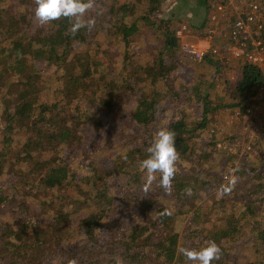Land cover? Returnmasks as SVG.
Here are the masks:
<instances>
[{
    "label": "trees",
    "instance_id": "obj_1",
    "mask_svg": "<svg viewBox=\"0 0 264 264\" xmlns=\"http://www.w3.org/2000/svg\"><path fill=\"white\" fill-rule=\"evenodd\" d=\"M164 1L93 0L73 33L70 17L40 23L36 0H0V264H197L182 249L209 242L220 249L212 264H264V152L257 164L247 150L238 153L223 183L217 175L229 171L193 145L209 112L250 107L264 70L242 61L231 83L229 62L207 56L191 84L175 86L180 80L170 74L186 58L173 16L153 15ZM211 1L173 0L168 11L194 15L192 7L208 9ZM139 20L153 33L146 61L130 50ZM98 34L121 37L112 68L103 69L99 56L116 54L91 46ZM166 86L174 115L163 125L174 131L178 153L167 190L159 173L149 183L141 164L157 133L152 123L165 112L155 91ZM217 140V132L207 134L203 147L217 148ZM245 237L253 260L231 252Z\"/></svg>",
    "mask_w": 264,
    "mask_h": 264
},
{
    "label": "rangeland",
    "instance_id": "obj_2",
    "mask_svg": "<svg viewBox=\"0 0 264 264\" xmlns=\"http://www.w3.org/2000/svg\"><path fill=\"white\" fill-rule=\"evenodd\" d=\"M219 1V0H218ZM221 3L224 4L225 8L226 7H231L235 5L239 0H220ZM241 2L247 1V0H240ZM171 2L173 0H165L161 4V8L157 10L155 14H153L156 19L158 20L160 17L161 18H169L173 16L172 20L173 22L170 23V27H174V36H175V29L179 27L180 24L185 23L188 26L186 28L188 31L183 36V39L188 40L187 42L190 43H195L200 46H210L209 44H206L205 41L208 38V29L210 26H212L208 20V16H206L207 19V24L205 26H196L197 21H199L200 17L202 18L205 17L204 11H207L205 8L200 7H192L194 10H197L198 12L195 14L194 11L188 10L194 13L191 15H187L186 9H179V12L182 14L181 17L178 16L179 14H176L175 12H169L171 8L169 7L171 5ZM215 3L217 1H211V3ZM193 6H196L193 4ZM137 12L140 14H145L146 11L145 9L136 8ZM147 10V9H146ZM211 10V9H210ZM210 10H208L210 12ZM134 17H131L129 19V22L134 20L136 17L135 15H132ZM174 17H177L178 19H175ZM180 17V18H179ZM190 19V20H189ZM155 20V19H154ZM153 21V20H152ZM154 22V21H153ZM156 22V20H155ZM223 22V21H222ZM225 23V22H224ZM138 26V31L136 32L135 35L129 36V42H130V50L132 48L134 49H139V52L143 55L142 60L146 61V58L151 56V49L154 45L153 41V33H151L149 30L146 28H139L142 26V20H139L137 23ZM220 24V23H219ZM218 24V25H219ZM156 25H161L160 22L157 23ZM215 26V31L214 34L211 35V38H214L215 40L218 39L216 33L219 35V38L221 39V43L219 44H224V38L225 37V32L228 28V23H226L224 26ZM162 27V26H161ZM206 34V36H205ZM99 36L93 40L91 43V46H95L98 49H109L111 52H114L116 54V58L112 57V55L108 52L107 54H101L99 58H101L102 61V68L107 69V68H112L116 66L117 64V56L119 53V50L121 49V41L120 38H114V37H109L105 36L104 34H98ZM176 37V36H175ZM177 38V37H176ZM152 39V40H151ZM178 40V47L179 51H181V47L179 46V39ZM217 41H214V46H218L216 44ZM226 42V39H225ZM224 46V45H223ZM223 48V47H220ZM97 50V49H96ZM224 50V49H222ZM79 52V50H77ZM182 52V51H181ZM183 55H185L182 52ZM227 55V54H226ZM213 56V55H211ZM186 61L184 62H178L179 66L177 67V70L175 72H172L170 75H172L174 78H178L180 82H174L175 86L180 85L182 82H184L187 86L190 83L191 80L195 79L198 71V67L196 66V61L189 60V58L185 55ZM225 61L229 62V65L231 67H227L225 70V74L230 80L231 83H233L239 76H238V70L235 69L237 63L239 64L242 62L240 59H235L232 57H224ZM193 68H196L193 69ZM54 71H60V68L55 66ZM191 69V70H190ZM211 71L214 70L213 68H210ZM55 75V74H54ZM189 82V84H188ZM190 89L192 87H189ZM153 89V86H147L146 87V92L149 93ZM169 90V87L166 86L165 88L160 89L159 91H155L158 93V96L156 99L160 98V104H162V107L164 108V116H162L160 119L156 120L155 122L152 123V128L155 131H158L161 128L164 127V122L167 121L169 116L174 115L173 112V104L171 103V100L166 99L163 93L167 92ZM217 96V94H214ZM257 95V94H256ZM255 97V96H254ZM85 102V100L83 101ZM228 102V98H227ZM187 105H189L190 102H186ZM88 106L87 104H85ZM185 112H188L193 114L195 112V106H190V108H187ZM264 113V110L259 106H251L250 109H246L244 111L236 110L234 108L230 107H225L223 110H216L213 112H209L206 115V119L208 122L206 123V126L202 129H197L196 133L197 135L195 138H193V145L195 148V151L198 152L202 148H206L205 151L209 153L208 161L209 160H218V165L216 166V169H219L220 167L223 169L228 170L229 172L227 173H222L218 174L217 177L218 179L221 177L223 178V183H226L229 181L230 174H233L235 171V166L238 165V158L239 155H241L245 150H247V155L246 159L247 160H252L254 164H257V157L264 152V146L261 145V141L263 140L264 137V118L262 115ZM179 116V115H178ZM200 132V133H199ZM217 132L220 135L221 140H217L215 145L217 148H212L210 144L207 147H203L205 144V140L207 138V134H213ZM106 137V133H105ZM232 138V140H230ZM260 141V143H259ZM68 146L70 148H73L74 146L70 144V141L68 143ZM67 152V151H66ZM229 153H231V157L226 160L227 157H229ZM239 153V155H238ZM39 153H37L36 156H38ZM108 160V157H105V161ZM216 197L219 196L220 190H216ZM6 213V211H5ZM5 213L3 216L0 218H3L5 216ZM38 218H41V220L45 219L44 215H40ZM105 233V230L103 227H101V235ZM248 237V236H247ZM247 237L245 238H237L235 240V245L237 246L236 250L234 251L231 249L232 253H237V256L241 260H253V248L249 246L250 239ZM243 262V261H242Z\"/></svg>",
    "mask_w": 264,
    "mask_h": 264
},
{
    "label": "built area",
    "instance_id": "obj_3",
    "mask_svg": "<svg viewBox=\"0 0 264 264\" xmlns=\"http://www.w3.org/2000/svg\"><path fill=\"white\" fill-rule=\"evenodd\" d=\"M229 7L234 16L225 32L226 42L223 48L218 46H200L183 39L188 29L182 23L175 29V36L180 40L181 51L192 61H203L207 56L232 57L247 61L260 70H264V0H247L245 4ZM227 8V7H226ZM225 6L221 1L211 3L209 7V37L213 29L224 20ZM224 49V50H222ZM227 54V55H226ZM251 106L259 105L264 110V83L259 86ZM250 107L248 109H250ZM264 114V113H263ZM264 118V115H262Z\"/></svg>",
    "mask_w": 264,
    "mask_h": 264
},
{
    "label": "clouds",
    "instance_id": "obj_4",
    "mask_svg": "<svg viewBox=\"0 0 264 264\" xmlns=\"http://www.w3.org/2000/svg\"><path fill=\"white\" fill-rule=\"evenodd\" d=\"M92 6L93 0H36L34 16L40 23H49L60 17L73 18L71 31L75 33L85 26L83 17ZM92 23L91 19L87 21L89 27ZM147 151L149 155L141 161L147 173V181L150 183L153 174L159 173L161 187L166 190L170 189L171 178L175 172V162L178 159L174 131L167 128L159 129ZM81 174L87 173L82 172ZM232 182L234 183V180ZM227 191L228 188L223 189L220 195ZM182 252L189 261H195L197 264H212L213 260L219 258L220 249L214 242H209L197 250L184 251L182 249Z\"/></svg>",
    "mask_w": 264,
    "mask_h": 264
},
{
    "label": "crops",
    "instance_id": "obj_5",
    "mask_svg": "<svg viewBox=\"0 0 264 264\" xmlns=\"http://www.w3.org/2000/svg\"><path fill=\"white\" fill-rule=\"evenodd\" d=\"M245 2H246V1H244L243 4H245ZM241 3H242V2L239 0V2H237L235 5L240 4V6H242ZM233 6H234V5H233ZM228 9H229V7H227V8L225 9L224 20H223V22H220V24H219L218 26H224L226 23H228V26H230V24H231V20H232L234 14H233V12H228ZM206 10H207V11H204V13H205V17L202 18V16H201L200 19H199V21H197L196 26H197L199 23H200V24H199L198 26H205V25L207 24L206 16H208V20H209V11H208L209 8L206 9ZM224 22H225V23H224ZM216 35H217V37H218L217 40H215L214 38L209 37V35H208V38H209V39H207V40L205 41V43H206V44H209V45H213V44H214V41H217L216 44H218L219 47H223V44H219V43H221V39L219 38V35H218L217 33H216ZM205 36H206V34H205ZM206 37H207V36H206ZM222 39H224V43H225V37L222 38Z\"/></svg>",
    "mask_w": 264,
    "mask_h": 264
}]
</instances>
